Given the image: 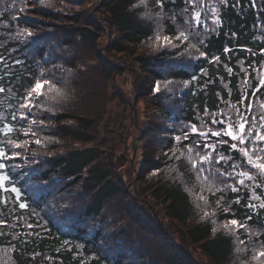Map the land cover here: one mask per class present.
I'll return each instance as SVG.
<instances>
[{
  "label": "trees",
  "instance_id": "1",
  "mask_svg": "<svg viewBox=\"0 0 264 264\" xmlns=\"http://www.w3.org/2000/svg\"><path fill=\"white\" fill-rule=\"evenodd\" d=\"M17 1H21L23 12L26 11L29 17L14 15L12 10L6 8L0 11V112L6 111L5 117L0 119V130L4 129L5 124L12 128L7 135L0 131V148L10 157L14 150L19 149L8 141L21 145L27 137L22 136L24 127L32 129L33 133H40V129H33L35 125L30 127V123L19 117L18 110L30 86L44 74L40 65L43 66L45 58L54 55L52 46L30 43L26 37L19 36V31L35 28L32 24L36 18H45L51 23L66 19L64 22L74 25L65 31V36L71 38L65 45L81 42L91 48L96 47L101 32V27L84 13L61 15L55 10L30 8L31 0ZM136 1L104 0L102 3L107 25L116 32V38L108 50L119 55L131 54V49L138 47L152 34L148 11L137 7ZM187 1L155 0L153 10L159 12L161 17L165 15L169 18L166 22L161 21L165 35L172 38L178 35L172 18L176 15L175 20L180 23L184 16H188ZM215 16V28L210 30V26H207L208 31L199 46L193 43V39L199 35L196 29L182 30L186 33V52L182 50L173 54L169 48H163L154 55L145 53L135 57L142 72L139 82L149 86L148 96L154 110L162 115L158 120L163 122L162 129L150 123L146 127L145 132L149 133L146 137L154 134L160 140L155 143L148 140L143 144V163L136 177L137 182L143 184V189L137 191V196L147 193L162 206L163 215L171 222V227L178 225L182 229L180 249L166 240L161 228L154 231L151 225H146L149 221L141 215L142 219L138 220L144 224L143 231L152 233L161 240L162 245L163 241L168 243L169 246L165 247L167 256L163 259L166 264H188L192 260L188 250L192 248L199 251L208 264H234L236 256L242 260L237 264L262 262L261 257L257 258V248L264 249V208L260 207L264 204V174L246 180L244 185L235 183L233 187L238 190L234 192L229 188L232 181L224 175L221 179L223 167L214 157L209 167L205 163L198 173L193 164L200 167L202 140L188 132L187 127L195 125L202 127V131L209 129L212 119L218 118L215 114L225 104L237 105L241 101L244 75L264 64V0H254V3L253 0H223L217 3ZM201 52L205 55L201 56ZM171 55L183 63L165 72L162 63ZM93 61L97 62V68L107 79L125 72L121 64ZM165 77L187 84L180 106L175 107L177 115L163 108L160 94L152 95L155 84ZM73 115L61 112L53 115L57 124L53 136L84 143L96 142L90 130L92 121L83 115ZM69 120L74 124L64 123ZM32 121L36 125L43 122L40 113L37 112ZM185 134H188L187 140L183 139ZM166 136H169L167 141L162 140ZM177 136L181 137V141H176ZM220 139L227 143H218ZM220 139L215 140L216 153L232 156L233 160L228 162L244 163V157L231 149L232 141L228 137ZM197 144L199 148H196ZM97 145L72 148L45 157L44 168L36 174L37 181L47 183L58 178L55 183L63 182L62 190L77 189L82 192L84 202L78 208V219L84 220L83 225L78 221L66 225L51 204L46 210L54 190L52 186L45 187L40 193L25 186L27 174L34 172L32 167L26 168L24 165L17 169L15 163L20 159L16 156L9 160L0 159V163L6 165L0 174L9 177L5 187L11 189L15 186L20 191L17 201L14 193L0 189V264H136V257L122 250L119 254H112L105 249L103 230L84 226L88 219L100 217L105 205L119 196L124 197V209L127 208L129 218L137 214L134 204L130 203L134 197L125 192L124 182L113 176L111 168L102 160L100 146ZM190 148L192 152H189ZM38 156L32 161H37ZM229 170L224 172L239 179L232 167ZM19 174H23V177ZM148 174L152 177H147ZM211 175L218 179L214 185ZM255 180L256 183L248 185ZM21 202L27 207L21 209ZM249 204L255 207H247ZM233 218L244 227L235 229L226 223Z\"/></svg>",
  "mask_w": 264,
  "mask_h": 264
},
{
  "label": "rangeland",
  "instance_id": "2",
  "mask_svg": "<svg viewBox=\"0 0 264 264\" xmlns=\"http://www.w3.org/2000/svg\"><path fill=\"white\" fill-rule=\"evenodd\" d=\"M103 2L104 0H31L30 8L38 7V9L45 11L55 10L61 15L84 13L101 27V32L96 47L91 48L81 42L69 46L65 45V42L71 39L65 36V31L74 25L70 22H64L66 19H60L62 22L51 23L45 18H36L32 24L35 28L19 31V36L26 37L30 43L44 44L46 47L52 46L54 55L48 59L45 58L43 66L40 65L44 74L38 79H47L51 84L46 87L39 103L32 107L31 111L21 107L18 110L19 117L23 116L25 118L23 120L30 123V127L35 125L33 129H40V133H33L31 132L32 129L28 130L24 127L29 136L27 134L21 146L15 148L19 150H14V155L20 159V162L15 163V166L17 169H21L20 167L24 165L26 168H33L34 172L28 173V178L25 179V186L29 190L40 192L43 188L52 186L54 192L46 204L47 211V207L51 204V207L55 208L56 215H60L66 225L73 221H78L83 225L84 220L78 219V208H81L84 202L82 192L77 189L62 190L63 182L55 183L58 178H53L47 183L37 181L36 174L39 169L44 168L43 159L45 157L57 152L63 153L68 149L87 147L97 143L100 146L104 163L111 168L115 178L124 182L125 192L134 197L130 203L134 204L137 214L133 218H129L126 212L127 208L124 209V197L119 196L105 205L100 217L88 219L84 226L92 230H103V245L112 254H119L118 252L121 253L122 250L136 257V264H166L163 259L167 256L165 247L169 246L168 243L163 241V246L160 239L152 236V233L143 231L142 226L144 224L138 220H141L142 217L148 220L149 223L146 225L149 227L151 225L154 231L161 228V231L166 235V240L176 249H180V232L182 229L178 225L171 227V222H168L163 215L162 206L153 201L147 193L137 196V191L141 192L143 189V184L136 180L137 171L143 163V144L148 140H153V143L160 140V137L156 138L154 134L152 137H146L147 134L149 135L148 132H145L146 127L150 123L152 126L162 129L163 122L158 120L162 115L158 110H154L151 97L148 96L149 86L146 87L143 82H139L142 80V72L139 69V64L135 61V57L145 53L154 55L163 48H169L173 54L182 50L186 52V43L184 42L186 33L181 40H176V36L173 37L171 43L167 45H164L162 41L158 42L155 39L156 35H165L161 21L166 22L169 18L165 15L161 17L159 12L153 10L152 5L156 4L155 0H137L136 6L148 11L147 18L152 23L150 24L152 34L145 42L131 49V54L119 55L108 50L109 45L116 38V32L111 31L107 25L106 15L102 8ZM220 2L223 0H203V4L201 0H195L194 3H190L188 0V16L186 15V18L184 16L183 21L179 19L180 23L175 20L176 15L171 17L178 34L182 30L196 29L199 35L193 39V43H195L194 46H199L202 37L208 31L207 26H210V30L215 28V13L217 3ZM20 3L21 1L17 0H0V11L6 8L9 11L12 10L14 15L29 17L26 11L23 12L24 7ZM196 12L200 13L199 24L192 18ZM28 13L32 15L31 11ZM177 16L179 17V15ZM93 60L121 64L125 72L122 75H115L107 79L100 73L97 62L95 63ZM181 63H183L182 60L171 55L163 61L162 64L165 68L163 70L167 72L174 66L181 65ZM261 66H256L251 72L244 75L241 85L243 93L241 101L237 105L225 104L224 108L215 114L218 117L216 120L222 118L227 120L228 117H231L235 121L238 114H242L250 122L253 117L257 123L260 121L261 117L264 116V85L260 83L264 79V64ZM158 84L160 90L156 91ZM186 87V82H174L165 77L161 82L155 84L152 95L160 94L163 108L169 109L174 115H177L175 107L180 106ZM33 96L35 97V94ZM249 104L251 105L250 110ZM37 112L40 113L43 122L36 125L31 120L37 115ZM60 112L68 113L69 116L74 114V117L83 115L89 118L92 121L90 130L96 142L84 143L53 136L57 127L53 115ZM5 115L6 111H1L0 119L4 118ZM64 123L74 124L72 120ZM253 126L255 127V125ZM223 127L222 124L212 123V126L204 131L208 133L207 142L216 144L215 140L220 138L211 136V131ZM191 128V126L187 127L190 133ZM198 129L202 131L203 128L198 127ZM168 137L166 136L162 140L167 141ZM200 139L204 145L205 139L201 137ZM205 153L210 155L209 162L212 157L216 160L218 158L211 148L205 149L203 147L200 155ZM37 156L38 160L32 161ZM209 162L206 163L208 167ZM220 164L223 167L221 179L224 175L227 180L232 181V184L229 185V188H232L237 183L238 178L229 176L224 172V170L230 171L232 162L222 161ZM243 164L245 171L254 169L247 165L246 158H244ZM250 174L256 178L257 174L262 173L254 169ZM19 175L23 177V174ZM147 177L151 178L152 175L148 174ZM211 177V183L214 185L218 179L212 175ZM256 182V180L250 181L248 185ZM131 213L133 212L131 211ZM257 249L259 252L264 251L262 247ZM250 250L252 254H255L251 248ZM188 253L194 261L190 260L188 264H208L207 260L195 248L189 249ZM129 260L134 259L130 258ZM235 260L234 264L242 261L238 256ZM261 260L262 262L258 264H264V257H261Z\"/></svg>",
  "mask_w": 264,
  "mask_h": 264
},
{
  "label": "snow or ice",
  "instance_id": "3",
  "mask_svg": "<svg viewBox=\"0 0 264 264\" xmlns=\"http://www.w3.org/2000/svg\"><path fill=\"white\" fill-rule=\"evenodd\" d=\"M190 3H194L195 0H189ZM201 3L203 4V0H201ZM254 3V0H253ZM193 20L199 24L200 23V13L196 12L193 15ZM182 37H185L184 32H179L178 35H176V40H181ZM155 39L160 42L162 41L164 45H167L171 43L172 37L169 35H156ZM225 51L227 52L228 49L225 48ZM205 53L201 52V56H204ZM261 85H264V79L260 81ZM51 82L47 79H36L34 84L30 86L29 91L27 92V95L24 97V102L20 105L21 108L28 109L31 111L32 107L36 106L39 103V99L43 96V93L47 86H49ZM160 90V85L158 84L156 86V91ZM2 91V89H0ZM35 94V97L33 96ZM248 108L250 110L251 105H248ZM214 115V114H213ZM21 119H24L23 116H21ZM213 124H222L224 125L223 128L218 130L211 131V136L222 138V137H228L232 141L230 147L232 150L239 152L244 158H246V163L248 166L259 170L262 174H264V116L261 117L260 121L257 123L255 117L252 118V121L250 122L249 119L242 115L238 114V118L233 121L231 117H228L227 120L222 118L220 120L213 119ZM255 125V127L253 126ZM247 126V127H246ZM4 131L5 135L12 132V128L9 127V125L5 124L4 129L0 130ZM191 133L196 134L201 138L205 139V143L203 147L205 149H212L213 153H216V144H210L207 142V136L208 133L199 130L195 125L191 128ZM25 135L28 133L25 132ZM176 141H181V137L177 136ZM183 139H188V134H185ZM9 144H12L13 147H20L21 145L19 143H15L11 140L8 141ZM218 143H227V141H224L223 139L218 140ZM200 145L197 144L196 148H199ZM193 149H189V152H192ZM217 155V163L220 162H228L233 160L232 156H225L222 153H216ZM12 157L8 156L3 148H0V159L2 160H9ZM200 160V167H197L195 164H193V167L196 169V171L199 173L202 170V167L205 163H208L210 160V155L205 153L204 155L199 157ZM6 165L4 163H0V170L5 169ZM231 167L233 169V172L236 176L239 177L237 180V183L240 185H244L245 180H253L255 177L251 175L248 171L242 170L244 168L243 163H238L236 161H233L231 164ZM237 169H241L239 171H236ZM229 175H232L231 173ZM9 180V177L4 174H0V189H3L4 191H10L11 193H14L17 201L20 199V191L15 186L11 187V189H8L5 187V182ZM232 191H237L238 189L236 187H232ZM238 202V201H237ZM19 207L21 209H24L27 207L24 203H19ZM247 207L252 208L255 207L253 204L247 205ZM260 207L264 208V204H262ZM228 225L233 226L235 229H239L244 227L243 224H241L237 219H230L226 222ZM264 257V251H260L258 253V257Z\"/></svg>",
  "mask_w": 264,
  "mask_h": 264
}]
</instances>
